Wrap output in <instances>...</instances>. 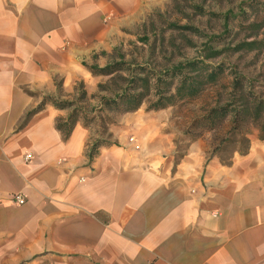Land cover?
Here are the masks:
<instances>
[{
	"label": "crops",
	"instance_id": "obj_1",
	"mask_svg": "<svg viewBox=\"0 0 264 264\" xmlns=\"http://www.w3.org/2000/svg\"><path fill=\"white\" fill-rule=\"evenodd\" d=\"M87 21V0H0V264H264V139L223 163L201 138L176 161L169 114L136 110L91 160L81 120L57 127L70 109L20 127L57 79L92 75Z\"/></svg>",
	"mask_w": 264,
	"mask_h": 264
},
{
	"label": "rangeland",
	"instance_id": "obj_2",
	"mask_svg": "<svg viewBox=\"0 0 264 264\" xmlns=\"http://www.w3.org/2000/svg\"><path fill=\"white\" fill-rule=\"evenodd\" d=\"M87 20V41L94 52L81 60L84 68L91 72L88 66L92 64L105 66L115 61L143 66L139 67L145 70L142 77H150L151 89L138 110L152 115L148 118L151 124L169 114L167 118L176 129V161L193 140L202 138L215 147L226 137L232 114L213 124L202 121L200 125L198 120L231 101L234 70L253 79L254 91L264 98V56H257V50H235L236 44L244 40H264V0H87ZM194 59L203 66H187L181 75L172 71L179 63ZM218 64H223L225 71L217 81H207L205 69ZM162 74L164 82L157 77ZM185 74L198 75L203 90L194 97L179 98L164 109L149 110L158 89L167 95L175 93ZM127 76L128 72L114 77L92 73L87 80H77L68 92L63 89L62 80L57 79V98L74 101L79 120L90 131L89 146L97 139L117 142L111 128L121 116L134 112L113 106L101 108L102 97L113 96L125 83L122 77ZM243 131L250 132V139L259 137L255 125L245 124ZM240 146L224 143L217 157L221 162H230L235 153H240L235 150Z\"/></svg>",
	"mask_w": 264,
	"mask_h": 264
},
{
	"label": "trees",
	"instance_id": "obj_3",
	"mask_svg": "<svg viewBox=\"0 0 264 264\" xmlns=\"http://www.w3.org/2000/svg\"><path fill=\"white\" fill-rule=\"evenodd\" d=\"M228 14H231V12ZM235 50H257V56H264V40H244L236 44ZM187 66L198 69L199 66H203V64H200L199 59H194L186 63H179L172 71L181 75ZM139 67L143 66H131V64H127L126 61L110 62L105 66H99L98 64L88 66L95 75H108L114 77L120 72H128L127 77H122L125 83L116 90L113 96L102 97V110L107 107L112 108L113 106L115 109L123 108L125 112H129L136 111L141 107L146 97L149 95L151 80L148 76L142 77V73H144L145 70L141 71L144 68ZM203 68L204 67L200 69ZM224 71L225 67L223 64L206 68L207 81H217L219 74ZM233 73L235 76L232 83L231 101L225 106L213 108L207 115L198 120L200 125L202 121L213 124V121L216 119L222 120L225 119L228 114H232L231 128L227 131L226 137L222 138L220 143L214 147L212 155H217L220 147H222L224 143H240L241 146L235 150H238L241 154L247 153L250 148L251 139L249 137L250 132L243 131V125L245 124L255 125L259 130V138L264 139V98L254 91L255 83L253 79L236 70H234ZM163 76V74L158 75V80L164 82L162 79ZM196 77H198V75L188 76V74H185L180 85L176 88L175 93L170 95L158 89L155 100L149 105V110L164 109L170 105H174L179 98L183 99L185 97H194L198 95L203 90L204 84L201 86V80L199 82V79ZM100 86L104 87L103 84H100ZM26 92L34 95V92L29 89H26ZM48 103L61 109L72 108L66 120H57V127L63 132L65 138H69L76 123L79 121L80 112L78 108L75 107L73 100H61L53 95H44L42 101L26 113L20 127H23L35 113L45 108ZM112 143L113 142L105 139H97L90 146L88 145L89 158L92 160L96 157L101 146ZM222 162L229 163L226 161Z\"/></svg>",
	"mask_w": 264,
	"mask_h": 264
},
{
	"label": "built area",
	"instance_id": "obj_4",
	"mask_svg": "<svg viewBox=\"0 0 264 264\" xmlns=\"http://www.w3.org/2000/svg\"><path fill=\"white\" fill-rule=\"evenodd\" d=\"M31 154H27V158H30ZM13 200L17 204H24L26 202V196L22 193H16L13 196Z\"/></svg>",
	"mask_w": 264,
	"mask_h": 264
}]
</instances>
